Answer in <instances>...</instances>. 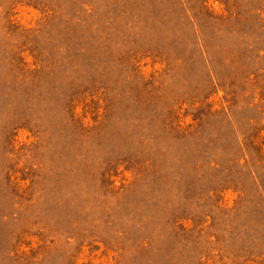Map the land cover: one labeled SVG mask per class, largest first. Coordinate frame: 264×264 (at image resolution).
Segmentation results:
<instances>
[{"label": "rangeland", "instance_id": "374dc122", "mask_svg": "<svg viewBox=\"0 0 264 264\" xmlns=\"http://www.w3.org/2000/svg\"><path fill=\"white\" fill-rule=\"evenodd\" d=\"M0 264H264V0H0Z\"/></svg>", "mask_w": 264, "mask_h": 264}]
</instances>
